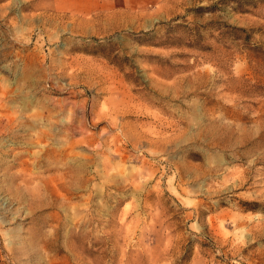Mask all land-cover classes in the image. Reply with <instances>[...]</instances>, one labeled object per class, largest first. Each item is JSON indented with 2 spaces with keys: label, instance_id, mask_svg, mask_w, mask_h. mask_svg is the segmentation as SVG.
Returning a JSON list of instances; mask_svg holds the SVG:
<instances>
[{
  "label": "rangeland",
  "instance_id": "rangeland-1",
  "mask_svg": "<svg viewBox=\"0 0 264 264\" xmlns=\"http://www.w3.org/2000/svg\"><path fill=\"white\" fill-rule=\"evenodd\" d=\"M5 264H264V0H0Z\"/></svg>",
  "mask_w": 264,
  "mask_h": 264
},
{
  "label": "crops",
  "instance_id": "crops-1",
  "mask_svg": "<svg viewBox=\"0 0 264 264\" xmlns=\"http://www.w3.org/2000/svg\"><path fill=\"white\" fill-rule=\"evenodd\" d=\"M0 264H5L0 256Z\"/></svg>",
  "mask_w": 264,
  "mask_h": 264
}]
</instances>
